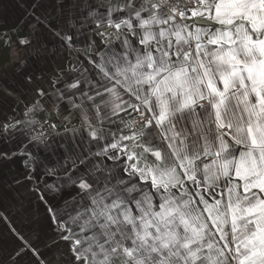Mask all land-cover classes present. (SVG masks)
<instances>
[{"label": "snow or ice", "instance_id": "6c2138e0", "mask_svg": "<svg viewBox=\"0 0 264 264\" xmlns=\"http://www.w3.org/2000/svg\"><path fill=\"white\" fill-rule=\"evenodd\" d=\"M20 6L11 75L25 90L0 76L23 105L0 141L19 147L0 163L21 154L13 183L67 243L62 264H264V0ZM49 40L64 63L33 73ZM41 109L63 132L26 119ZM22 243L12 264L37 255Z\"/></svg>", "mask_w": 264, "mask_h": 264}, {"label": "crops", "instance_id": "0c3cea01", "mask_svg": "<svg viewBox=\"0 0 264 264\" xmlns=\"http://www.w3.org/2000/svg\"><path fill=\"white\" fill-rule=\"evenodd\" d=\"M25 2L30 3L31 0H0V4L7 5L6 12L8 5H21ZM20 8L22 9V7L18 8L19 11ZM23 15L25 14L23 13ZM45 35L47 36L46 33ZM56 43L49 40L48 48L44 49L43 53L34 61H30L29 67L33 73L47 72L58 64L64 63L62 51L58 46L52 47ZM3 50L7 52L6 44L0 46V56L4 52ZM9 62L11 61L8 57V63H0V76L5 74L6 69L10 82H14L17 88L24 91L23 85L19 82L20 78L11 75L13 64L9 65ZM13 108L16 109L15 112H13ZM22 108L23 105H15L11 98L0 95V120L5 117H19ZM26 119L39 123L45 134L48 132L49 123L57 125V131L63 132L64 130L63 127H60L63 123L61 118L55 113L49 115L47 109H41ZM77 119V117H73V121ZM18 147L19 143L16 141L11 143L0 141V152H13ZM25 175V170L21 166L20 153H17L15 160L0 163V264H12L11 257L16 249L23 246L22 241L31 244L37 252V255L28 253L23 264H44L45 261L48 264H62L63 259L70 258L67 257V243L59 240L47 210L33 194L27 191V187L19 188L13 183L17 179L23 180ZM21 197L24 198L25 204L30 205V211L27 213L18 211V202ZM56 203L58 205L60 202L56 201ZM16 234H19L22 240L17 239Z\"/></svg>", "mask_w": 264, "mask_h": 264}, {"label": "rangeland", "instance_id": "374dc122", "mask_svg": "<svg viewBox=\"0 0 264 264\" xmlns=\"http://www.w3.org/2000/svg\"><path fill=\"white\" fill-rule=\"evenodd\" d=\"M6 6L7 5L0 4V35H2L0 37V46H3L4 44L7 45V52L3 50L4 52H2L0 56V61H1L0 63H8V57H9L11 61L9 62V65L13 64L14 67V64L16 60L19 59V56L16 51L15 38L12 37L11 29L13 28L19 29L21 25H23V31L20 32V34L23 35L28 30L30 18L27 17L26 15H23V13L25 14L23 8L22 9L20 8V11L18 10L20 5H15V4L8 5L7 12L5 9ZM22 15L23 18L21 17ZM5 38H10V39L5 40ZM44 38L47 39V36L45 35ZM21 54L27 55V53H21ZM34 54L35 53H33L32 55ZM11 73H13V70ZM12 84L15 85L14 82Z\"/></svg>", "mask_w": 264, "mask_h": 264}, {"label": "built area", "instance_id": "2783aa9c", "mask_svg": "<svg viewBox=\"0 0 264 264\" xmlns=\"http://www.w3.org/2000/svg\"><path fill=\"white\" fill-rule=\"evenodd\" d=\"M179 2H180V3H183V2H184V0H179Z\"/></svg>", "mask_w": 264, "mask_h": 264}]
</instances>
